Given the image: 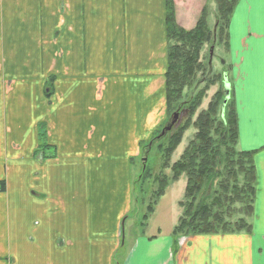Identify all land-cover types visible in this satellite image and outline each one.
Returning <instances> with one entry per match:
<instances>
[{
  "label": "crops",
  "instance_id": "1",
  "mask_svg": "<svg viewBox=\"0 0 264 264\" xmlns=\"http://www.w3.org/2000/svg\"><path fill=\"white\" fill-rule=\"evenodd\" d=\"M173 4L186 31L212 10L209 0ZM166 50L164 0H0V154L14 156L7 167L25 193L8 190L0 264H264V0H239L222 48L237 149L255 152L250 232L175 239V224L136 235L131 222L124 235L139 155L128 159L124 142L136 147L166 121ZM38 124L61 156L44 165V204L24 191L28 164L18 161L36 148ZM89 152L96 164L115 156L100 163L107 182L76 161Z\"/></svg>",
  "mask_w": 264,
  "mask_h": 264
},
{
  "label": "trees",
  "instance_id": "2",
  "mask_svg": "<svg viewBox=\"0 0 264 264\" xmlns=\"http://www.w3.org/2000/svg\"><path fill=\"white\" fill-rule=\"evenodd\" d=\"M214 2V25L210 28L208 19L211 13L209 6L205 5L194 28L186 31L176 24L173 0H164L167 43V67L164 80L167 118L149 140L139 145V151L140 153L143 151V154L140 158V173L135 183L139 182L143 185L145 182H151L154 187L146 206V214L141 219L142 228H145L148 217L154 212L166 188L177 182L180 177H185L183 198L178 203L182 213L172 230L175 239L197 235L234 234L251 230L246 220L252 215L255 197L253 163L255 152L236 151L238 127L231 91L224 103V75L227 76L229 68L221 74L214 75L208 64V55L207 73L212 76L201 90L183 103L187 105L188 118L174 132L171 130L166 135L158 137L171 116L181 111L180 103L184 98V90L194 91L195 85L198 84V75L201 76V80L205 77L206 67L200 60L204 46L208 45L210 49L219 45L227 51L228 24L239 0H214ZM219 81H222L221 89L214 95L206 110L201 111L195 120L191 121L208 87ZM189 128L195 130L193 139L188 142L179 160L171 163L172 154ZM152 148H155L161 157L158 172H153L147 165ZM235 157L238 160L235 161ZM140 159L137 158L139 161ZM132 161L135 163V160ZM165 170H169L170 176L164 173ZM239 177H241L240 184H238ZM217 189L225 196L232 195L231 199H227L228 209L236 205L234 215H227V220L221 213L213 212L215 207L225 206H222V202L225 201L219 195L210 200V196ZM1 190L4 191L3 184Z\"/></svg>",
  "mask_w": 264,
  "mask_h": 264
},
{
  "label": "rangeland",
  "instance_id": "3",
  "mask_svg": "<svg viewBox=\"0 0 264 264\" xmlns=\"http://www.w3.org/2000/svg\"><path fill=\"white\" fill-rule=\"evenodd\" d=\"M209 1L211 2V9L212 10H210L211 14H210V17L208 19V23H209V26L211 28L214 25L215 2H214V0H209ZM208 55H209V46L205 45L204 49L202 50V52L200 54V58H201L200 60L202 61V63L206 67V72H205L206 75H204L205 77L202 80H201V76L198 75V84L195 85L194 91L184 90V98L181 101L182 103H180L181 104V106H180L181 111L179 112L180 117L178 118V121L175 124V126L172 127V129H171L172 132H174L178 127H180L188 118L189 111L187 109V105L183 104V103H186L188 101V99L190 100L191 96L195 95L199 90H201L205 86V83L208 79H211L212 75L207 73V66H206L207 60H208ZM226 59H227V57H226L225 53L222 51V47L219 45H215L214 50H213V54H212V59H211V62L209 64L210 69L212 70V73L214 75L215 74H221L223 71L226 70V68L222 64V61H226ZM221 87H222V81H219V82L215 83V85L208 87L207 91L205 92V96L202 99L201 105L198 107L195 115L191 118V121L195 120L196 116L201 111L206 110L208 104L212 101L214 95L217 93V91L219 89H221ZM191 93H192V95H191ZM34 129H35V133H37V141H36L37 146H36V148H33L31 151H28L27 153H26V151L23 152L19 156L18 161L21 160L22 163L25 162L26 164H28L26 166V170H25V173H27V174H26V178H25V182H24V186H25L24 191L25 192L28 191L30 199L38 200L41 204H44L45 202H43V201L47 197V195L43 192H40L38 189L41 186L40 183L45 182V178L47 176L46 173L44 172V165L47 162H49V160H54V159L60 158L61 156L57 152V150L55 149L54 144H52V142L48 141V139H47L46 125L45 124H38L36 126V128H34ZM158 130L159 129H156L152 134H150V138ZM194 132H195V130L193 128H189L184 133L182 140H181V143L179 144V146L177 147V149L174 151V153L171 156V163H174V162L179 160L180 155L182 154L183 150L186 148L188 142L193 139ZM149 139H144L141 142H145ZM163 139H165V138H163ZM27 141H28V138H26L24 142H27ZM24 142L22 144L23 146H24ZM141 142H139L136 147H135V145H136L135 139L133 140V139L129 138L128 140H126V142H124L126 144L125 145L126 155H127L128 159L133 157L134 149L138 148V146L141 144ZM101 143H103V142H101ZM16 144L19 145L20 147H22L20 143H16ZM108 144H110V142H104V145L107 146ZM132 144H133V148L130 149ZM90 146H91V143H90ZM131 150H133V151H131ZM236 151L241 152L237 148H236ZM131 152H133V154L130 155ZM139 154L140 155H138V158L140 159L142 157L143 151H142V153H140V151H139ZM93 156H94V154L89 152V156L84 155L83 157L77 158L76 161L79 162V160H80V161H82V163H85V165L91 163L92 164L91 168H93L92 170H94L96 172V173H92L91 181L93 182L95 180V181H100L102 183H105V182H107V179L104 176V173L99 172V167H103V165H101L100 163L105 161L107 158H110V160H112V159L115 160V156L108 155L107 158L105 156L100 160L99 164L95 163V161H94L95 156L94 157ZM13 158H14V156L10 152L8 153V157H7L4 150H3V153L0 154V230L2 229V222H3L1 220V217L5 220V224H6V220L8 218V215L11 217V214L13 213L12 203L10 205H8V202H7L8 190H9V196H11V197H14V196L24 197L25 196V193L19 192V190L17 189V182H14L15 181L13 179L14 177H12L13 174L11 171L9 172V168L7 167V165H8L7 160H8V163L12 165ZM234 160L235 161L238 160L237 157H235ZM137 164L138 165H133L134 167L132 168L134 180L132 182L133 186H132V192L130 194V200H131L130 201V209H129V212L127 214H125L126 220H125V224H124L125 228L123 230L125 236L126 235L128 236V226L131 224V222L133 224V226H132L133 234H136V235H140L142 233L148 234V233H152L157 228H160L161 230L162 229L166 230V229L170 228V225H174V224L176 225L177 221H178L176 219H178L182 213V210L178 206V203L180 201H182L183 194H184V188H185L186 180H185V177H183V176L180 177L177 182L170 184L166 188L164 195L158 200L157 205L154 208V212L148 217L145 228H142L140 226L141 219H142L143 215L146 214V206L149 203V198H150L151 192L154 189V187H153L151 182H145V183H143V185H141V183H139V182L135 183L137 181L138 175L140 173L141 159H140V161L137 160ZM160 164H161L160 154L157 153L155 148H152V150L150 151V153L148 155L147 165L153 172H158L160 170ZM131 172H130V174H132ZM164 173L167 176H170L169 170H165ZM102 179H103V181H101ZM240 182H241V177H239L238 184H240ZM1 184H3V185L5 184V186H6V189L4 186V191L1 190ZM29 185H31V189L28 190L27 187ZM232 186L233 185L231 182V187ZM214 192L215 193H213L210 196V200H212L213 198H215L219 195V197H222V199L225 201V202H222V206H224V205L225 206L221 207V208H219L217 206V207H215L213 212L214 213H221V215L225 218V220H227V215L230 216L231 214L234 215V213H235L236 205L234 206V208L231 207L230 209H228V207H227V199L228 198L231 199L232 195H230V196L226 195L225 196L222 193V191H220L219 189L215 190ZM121 198L124 199V197H121ZM19 202H20L19 208H26L27 209L29 203H24L23 201H19ZM96 202H97V200L95 199V203ZM101 202H102V205H104V203H106L105 204L106 207H108L110 204V202L108 200H106V202L105 201H101ZM107 203H109V204H107ZM237 208H238V206H237ZM172 213H174L173 218H172ZM232 220H234V217ZM7 228H8V226L6 224L5 229H7ZM117 261H118V258H117Z\"/></svg>",
  "mask_w": 264,
  "mask_h": 264
},
{
  "label": "water",
  "instance_id": "4",
  "mask_svg": "<svg viewBox=\"0 0 264 264\" xmlns=\"http://www.w3.org/2000/svg\"><path fill=\"white\" fill-rule=\"evenodd\" d=\"M212 54H213V47H211L209 50V64H210L211 59H212ZM224 90H225V101H224V103H226V100L228 99V90H229L227 84L224 85ZM223 106H224V104H223ZM179 117H180L179 113H174L171 116L169 123L163 128V130L161 131V133L158 137L164 136L166 133H168L172 129V127L177 123Z\"/></svg>",
  "mask_w": 264,
  "mask_h": 264
}]
</instances>
